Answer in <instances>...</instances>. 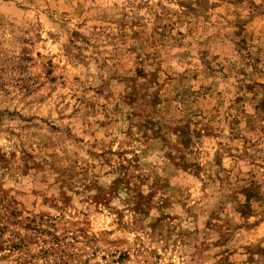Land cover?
<instances>
[{
    "label": "rangeland",
    "instance_id": "obj_1",
    "mask_svg": "<svg viewBox=\"0 0 264 264\" xmlns=\"http://www.w3.org/2000/svg\"><path fill=\"white\" fill-rule=\"evenodd\" d=\"M0 264H264V6L0 0Z\"/></svg>",
    "mask_w": 264,
    "mask_h": 264
},
{
    "label": "clouds",
    "instance_id": "obj_2",
    "mask_svg": "<svg viewBox=\"0 0 264 264\" xmlns=\"http://www.w3.org/2000/svg\"><path fill=\"white\" fill-rule=\"evenodd\" d=\"M255 3L256 4H259V5H261V6H264V0H255ZM146 191V190H145ZM121 198L123 199L124 198V194L122 193L121 194ZM242 199V198H241ZM114 205L116 206V207H122V205L120 204V202L119 201H115L114 202ZM153 215H155V213H153Z\"/></svg>",
    "mask_w": 264,
    "mask_h": 264
}]
</instances>
